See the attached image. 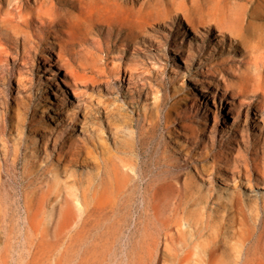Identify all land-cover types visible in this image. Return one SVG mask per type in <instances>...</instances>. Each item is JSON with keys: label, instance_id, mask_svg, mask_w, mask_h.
Masks as SVG:
<instances>
[{"label": "rangeland", "instance_id": "1", "mask_svg": "<svg viewBox=\"0 0 264 264\" xmlns=\"http://www.w3.org/2000/svg\"><path fill=\"white\" fill-rule=\"evenodd\" d=\"M101 5L83 0L61 32L12 21L9 40L0 30V264H176L152 214L170 207L199 214L225 247L235 238L223 231L247 228L242 256L264 264V182L252 167L264 163V95L236 89L249 58L193 37L181 13L139 28ZM74 146L83 150L69 160ZM190 229L187 242L201 240ZM152 243L165 260L149 255ZM233 256L221 249V264Z\"/></svg>", "mask_w": 264, "mask_h": 264}, {"label": "bare ground", "instance_id": "2", "mask_svg": "<svg viewBox=\"0 0 264 264\" xmlns=\"http://www.w3.org/2000/svg\"><path fill=\"white\" fill-rule=\"evenodd\" d=\"M25 1L26 0L0 1V5H2L0 6V13L4 15V18L0 20L1 22L0 30L4 29L5 35L8 36L9 40L13 39V37L10 35L8 31L9 30L8 26H10L12 21H16L19 25H22L28 28L29 30L31 29L32 26H35L36 23L38 22H40L42 25H47L48 23L49 27L54 28L56 26H60V29L54 28V32H61L62 29L70 28L74 25L75 22L77 23V21L81 19V15L83 13V9H82L83 0H35L34 6L32 7L33 13L28 14L27 17V13H24ZM93 1L97 2L99 5L102 4L103 6H107V7L113 6L115 8H118L122 14V19L125 22L130 18H135V23L138 25L139 28L143 27L142 24L149 22L155 17H160L162 14L166 13L165 16L162 15L166 20L171 18L172 13L174 15L177 13H181L193 37L204 39L205 37L213 36L217 38L216 43L218 45L221 44L222 41L224 42L227 40L229 48L234 49L240 56H247L249 58L250 65L241 71L240 77L236 82V89H238L244 95H249L250 93H254V95H258V94L264 95V0H93ZM122 23L123 21L122 22L120 21V24ZM144 31H145L144 32L145 38L157 44L160 43V40L158 38H155L151 31L148 30H144ZM214 31H217V33H213ZM13 32L16 33L15 30H13ZM70 39L71 36L68 33V35H66L65 45L71 46ZM181 49L185 50L187 54H192L194 50H198V51L200 50V48L188 44L182 45ZM175 53L176 52H174V54ZM207 54H209L208 49H207ZM201 90L205 91L204 89ZM46 102L52 103L49 95H47ZM62 109L65 112L64 108ZM173 118L176 121V112ZM170 119H171L170 113H166L165 115L166 124L170 122ZM233 120H235V118ZM262 122L264 124V119L262 120ZM28 126H29V132L31 133L35 132V134H38L40 137V142L45 146L46 145L45 143L47 142V138L42 134V127L36 125L34 122L29 123ZM179 126L182 129H186L184 125H179ZM174 129L176 130V128ZM260 129L261 128H259V130ZM177 137L179 138L182 137V134L179 130H177ZM194 142L196 143V140H194ZM254 149H256V146H254ZM82 150H83L82 148H78L75 146L73 148L68 149L67 159L77 160L80 157ZM245 165H246L244 167L245 173L251 176L250 170L248 169L246 163ZM252 167L253 169L256 168L255 169L256 178L257 179L261 178L264 182V163L263 165L252 163ZM170 178L173 179L172 177ZM106 194H104L105 198H106ZM45 195H47V193ZM104 197L103 200L108 202L110 196L108 197V199L106 198L107 200L104 199ZM113 197L115 198V196ZM44 200L45 199H43V202ZM85 200L86 199H84V202H86ZM100 202H98V204L95 205L96 206L95 209L100 210L102 214L106 213L107 210L105 209L108 206L104 207V205H106L107 203L104 202L100 203ZM171 202L173 203V201ZM92 203L94 204V202L91 201L90 205H93ZM86 207H88V205ZM152 207H155V205L151 206L150 208ZM85 210L86 209H84V211ZM190 211L189 212L186 211L184 212V210L179 211L176 209V207H170L167 214L165 213V211H162L161 209L152 211V214L154 215V219H155V225H156L155 228L161 230V232L163 231L162 233H164L165 235L163 251L165 252V254H168V257L169 256L176 257V264H221L223 262L220 259L221 258L220 250L222 249L223 251L230 250L233 252L234 254V256L232 257L233 264H247L248 259L242 256V252L245 246V241L247 239H250L247 238L250 235L249 231L246 232L247 226H244V228H246L244 229V232L241 230V228H237L235 231H223L224 234H227L235 238L232 244H229L228 246L225 247V245L222 243L221 232L219 231V229L211 230L210 226L207 225L208 223L205 224V222L203 221L204 218L202 220L199 214L197 215L195 212H190ZM241 211H243L242 208ZM243 212L246 213L245 211ZM244 217H246V215H244ZM189 228H191L190 230H194V232L193 231L191 232L199 234L200 236L198 237H201L202 235L203 237L201 238V240H197L196 242L189 244L190 241L189 243L187 242V240L189 239H186V237L184 236L185 230H189ZM157 234H159V232ZM245 234H247V237ZM147 238L149 240V237ZM263 238H264V229L261 235L258 237V240L260 241ZM149 247L151 248L148 249L150 253L149 252L147 253H149V255L153 253L155 257V261L165 260V257H162L159 254L157 245H155V243L149 244Z\"/></svg>", "mask_w": 264, "mask_h": 264}]
</instances>
